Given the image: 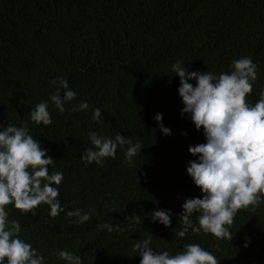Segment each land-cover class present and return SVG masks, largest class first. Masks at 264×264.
Wrapping results in <instances>:
<instances>
[{
	"label": "trees",
	"instance_id": "1",
	"mask_svg": "<svg viewBox=\"0 0 264 264\" xmlns=\"http://www.w3.org/2000/svg\"><path fill=\"white\" fill-rule=\"evenodd\" d=\"M241 57L257 64L246 98L254 105L264 89V0H0V125L26 124L55 160L49 173H63L53 185L65 209L58 216L51 217L46 204L35 216L6 206L9 221L21 223L20 238L45 264H66L54 255L58 250L80 256L82 264H140L133 251L140 239L170 255L193 243L218 264H264V201L255 211L249 206L236 213L228 226L232 240L191 229L175 236L183 227V203L203 198L186 169L197 159L189 146L206 140L188 115L181 116L180 78L171 65L181 61L189 71L219 75ZM61 76L77 93L63 114L50 99L57 92L51 82ZM41 102L48 103V126L30 119ZM81 102L89 109L70 111ZM95 108L99 121L92 119ZM158 113L172 135L162 133ZM90 130L109 138L120 133L142 150L131 166L120 148L102 165L85 164ZM76 209L91 219L74 224L66 213ZM160 209L173 213L171 226L152 221ZM133 215L127 225L125 216ZM197 215L191 220L198 227ZM105 223L113 225L111 232L97 228Z\"/></svg>",
	"mask_w": 264,
	"mask_h": 264
},
{
	"label": "clouds",
	"instance_id": "2",
	"mask_svg": "<svg viewBox=\"0 0 264 264\" xmlns=\"http://www.w3.org/2000/svg\"><path fill=\"white\" fill-rule=\"evenodd\" d=\"M171 68L180 78L178 93L184 104L181 116L188 115L196 129L203 130L206 140L189 146V152L197 159L189 161L186 169L201 189L203 198H190L183 203L180 213L183 227L175 236L184 238L191 229L218 239L232 240L228 226L232 225L236 213L249 206L255 211L264 201V89L254 105L246 99L257 79V64L251 57L234 59L230 71L219 75L189 71L181 61L174 62ZM193 80L195 86L189 82ZM51 83L57 87V92L50 99L63 114L65 105L75 100L77 93L62 76ZM60 88L64 89L62 95ZM89 107L87 102H81L70 111H85ZM100 117L101 110L93 109L92 119L99 121ZM154 118L164 135H172V130L163 124L162 114L158 113ZM30 119L37 125L52 124L48 103L36 104ZM0 129V264H45L43 254L20 238L21 223L9 221L6 206L11 204L22 213L35 216L33 210L46 204L49 215L58 216L65 209L58 199L59 187L53 185L61 184L63 173H49V166L55 167V160L48 155L47 149L42 148L39 140L29 134L26 124L16 127L8 123L6 127L0 125ZM88 137L91 146L81 154L85 164L102 165L105 158L115 159L120 148L124 151V162L131 166L133 157L142 150L140 142L133 144L120 133L109 138L90 130ZM66 214L76 218L73 221L76 225L91 219V213L81 209ZM194 214H198V227L191 220ZM172 215L171 210H154L151 219L169 227ZM136 219L137 215L125 216L127 225ZM97 228L111 232L113 225L97 224ZM151 244V239H140L133 245V251H138L141 257L140 264H218L215 255L199 244H185L183 251L175 255L154 250ZM54 255L66 264H82L80 256L66 250H58Z\"/></svg>",
	"mask_w": 264,
	"mask_h": 264
}]
</instances>
